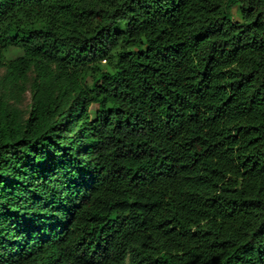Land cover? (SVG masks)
Wrapping results in <instances>:
<instances>
[{
  "label": "trees",
  "instance_id": "16d2710c",
  "mask_svg": "<svg viewBox=\"0 0 264 264\" xmlns=\"http://www.w3.org/2000/svg\"><path fill=\"white\" fill-rule=\"evenodd\" d=\"M1 69L0 264H264V0H0Z\"/></svg>",
  "mask_w": 264,
  "mask_h": 264
},
{
  "label": "rangeland",
  "instance_id": "374dc122",
  "mask_svg": "<svg viewBox=\"0 0 264 264\" xmlns=\"http://www.w3.org/2000/svg\"><path fill=\"white\" fill-rule=\"evenodd\" d=\"M233 13L236 19H239V14L236 8L233 10ZM22 55H23V51L21 49L12 48L9 52L8 59L12 60ZM4 75H5V69H1L0 70V81L3 79ZM33 79H34V73H31L29 81L26 84V91L20 95L21 99L19 101L14 100L12 97V103L16 104L20 109L24 111L29 110L30 105L32 103L31 84L33 82ZM96 110H97V107H94L93 111L95 112Z\"/></svg>",
  "mask_w": 264,
  "mask_h": 264
}]
</instances>
